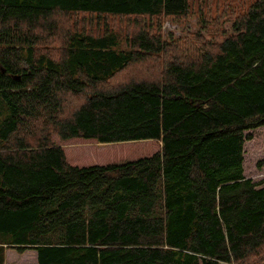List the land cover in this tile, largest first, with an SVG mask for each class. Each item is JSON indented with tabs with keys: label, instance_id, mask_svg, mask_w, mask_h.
<instances>
[{
	"label": "trees",
	"instance_id": "16d2710c",
	"mask_svg": "<svg viewBox=\"0 0 264 264\" xmlns=\"http://www.w3.org/2000/svg\"><path fill=\"white\" fill-rule=\"evenodd\" d=\"M0 101V264H264V0H0Z\"/></svg>",
	"mask_w": 264,
	"mask_h": 264
},
{
	"label": "rangeland",
	"instance_id": "374dc122",
	"mask_svg": "<svg viewBox=\"0 0 264 264\" xmlns=\"http://www.w3.org/2000/svg\"><path fill=\"white\" fill-rule=\"evenodd\" d=\"M162 30L164 33L171 30L178 34L181 28L166 20L162 25ZM3 109L4 105L0 101V112ZM3 113L4 110L0 118H2ZM245 132L249 133L251 138L245 140L243 145L242 164L244 176L257 183V187H264V125ZM5 264H36L35 252L33 250H25L23 253L18 254L15 250L6 248Z\"/></svg>",
	"mask_w": 264,
	"mask_h": 264
}]
</instances>
